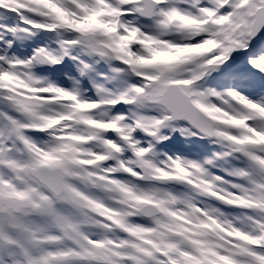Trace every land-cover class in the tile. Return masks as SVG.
I'll return each instance as SVG.
<instances>
[{"label":"snow or ice","instance_id":"1","mask_svg":"<svg viewBox=\"0 0 264 264\" xmlns=\"http://www.w3.org/2000/svg\"><path fill=\"white\" fill-rule=\"evenodd\" d=\"M0 264H264V0H0Z\"/></svg>","mask_w":264,"mask_h":264}]
</instances>
